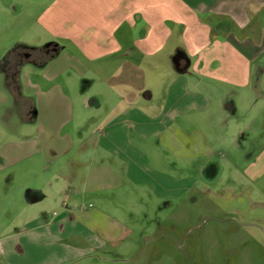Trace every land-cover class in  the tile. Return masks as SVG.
<instances>
[{"label":"crops","instance_id":"obj_1","mask_svg":"<svg viewBox=\"0 0 264 264\" xmlns=\"http://www.w3.org/2000/svg\"><path fill=\"white\" fill-rule=\"evenodd\" d=\"M263 51L264 0H0V264H75L210 157L264 177Z\"/></svg>","mask_w":264,"mask_h":264},{"label":"rangeland","instance_id":"obj_2","mask_svg":"<svg viewBox=\"0 0 264 264\" xmlns=\"http://www.w3.org/2000/svg\"><path fill=\"white\" fill-rule=\"evenodd\" d=\"M257 63L254 74H264V51ZM251 95L256 100L255 120L262 124L264 80ZM231 100L223 104L227 107ZM159 153L164 155L163 147ZM210 159L202 165L226 167L217 177L202 179L204 191L197 186L161 199L146 188L136 201L128 192L119 204L107 203L108 212L124 222L123 227L115 225L120 239L80 255L75 264H264V177L239 178L237 171L227 167L228 162ZM186 173L199 171L187 168ZM112 195L106 194L108 198ZM117 205L123 209H116Z\"/></svg>","mask_w":264,"mask_h":264}]
</instances>
